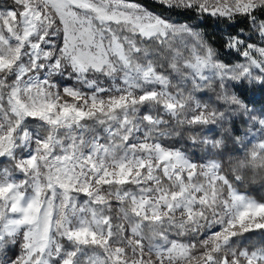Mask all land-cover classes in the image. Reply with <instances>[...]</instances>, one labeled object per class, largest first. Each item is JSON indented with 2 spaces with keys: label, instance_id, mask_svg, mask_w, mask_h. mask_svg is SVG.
<instances>
[{
  "label": "snow or ice",
  "instance_id": "snow-or-ice-1",
  "mask_svg": "<svg viewBox=\"0 0 264 264\" xmlns=\"http://www.w3.org/2000/svg\"><path fill=\"white\" fill-rule=\"evenodd\" d=\"M250 168L264 0H0V264H264Z\"/></svg>",
  "mask_w": 264,
  "mask_h": 264
},
{
  "label": "trees",
  "instance_id": "trees-1",
  "mask_svg": "<svg viewBox=\"0 0 264 264\" xmlns=\"http://www.w3.org/2000/svg\"><path fill=\"white\" fill-rule=\"evenodd\" d=\"M142 3H149V0H140ZM151 6V5H150ZM156 11H159V9H154ZM173 19H184L183 17H173ZM195 23V20L192 21ZM202 28H204L209 33H214L218 35V30L216 29L213 22L207 21L205 25H201ZM233 60L239 59L238 57H232ZM209 96L212 95L211 92L208 94ZM207 99V97H205ZM257 102L259 103L260 97H256ZM225 167H227V164H225ZM256 174L257 178L255 181L252 180L253 175ZM260 175H264V173H260L259 170L254 169H248L246 172V179L242 186H240V191L247 192L253 197L259 198L260 196H264V188H261V180ZM261 237L259 235H254L251 239V241L248 242V246H251L253 244H258L261 241Z\"/></svg>",
  "mask_w": 264,
  "mask_h": 264
}]
</instances>
